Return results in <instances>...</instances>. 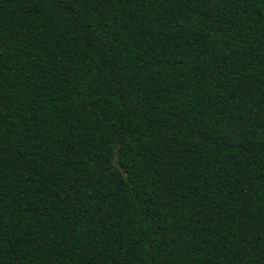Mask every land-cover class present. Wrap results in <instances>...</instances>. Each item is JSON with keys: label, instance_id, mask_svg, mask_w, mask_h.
<instances>
[{"label": "trees", "instance_id": "16d2710c", "mask_svg": "<svg viewBox=\"0 0 264 264\" xmlns=\"http://www.w3.org/2000/svg\"><path fill=\"white\" fill-rule=\"evenodd\" d=\"M0 264H264V0H0Z\"/></svg>", "mask_w": 264, "mask_h": 264}]
</instances>
